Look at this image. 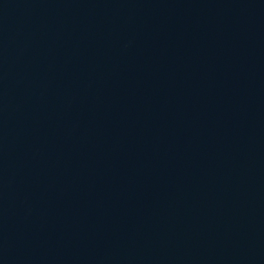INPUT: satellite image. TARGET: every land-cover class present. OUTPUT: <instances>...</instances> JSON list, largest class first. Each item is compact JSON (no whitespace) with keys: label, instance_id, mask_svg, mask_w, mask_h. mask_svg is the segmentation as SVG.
Returning a JSON list of instances; mask_svg holds the SVG:
<instances>
[{"label":"water","instance_id":"1","mask_svg":"<svg viewBox=\"0 0 264 264\" xmlns=\"http://www.w3.org/2000/svg\"><path fill=\"white\" fill-rule=\"evenodd\" d=\"M114 0H0V264H43Z\"/></svg>","mask_w":264,"mask_h":264}]
</instances>
